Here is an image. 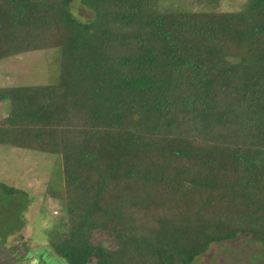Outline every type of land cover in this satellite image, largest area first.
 <instances>
[{
    "label": "trees",
    "instance_id": "obj_1",
    "mask_svg": "<svg viewBox=\"0 0 264 264\" xmlns=\"http://www.w3.org/2000/svg\"><path fill=\"white\" fill-rule=\"evenodd\" d=\"M73 1L0 0V60L61 52L55 83L0 86V144L59 159L54 250L67 264H194L239 234L264 245V119L249 142L226 121L264 109V0L221 12L79 0L84 21Z\"/></svg>",
    "mask_w": 264,
    "mask_h": 264
},
{
    "label": "rangeland",
    "instance_id": "obj_2",
    "mask_svg": "<svg viewBox=\"0 0 264 264\" xmlns=\"http://www.w3.org/2000/svg\"><path fill=\"white\" fill-rule=\"evenodd\" d=\"M160 10H239L245 0H151ZM71 12L80 21L93 12L74 0ZM61 52L55 47L32 49L0 60V86L43 85L55 83L60 70ZM180 89V88H179ZM176 89L183 94L184 89ZM187 93V91H186ZM0 101V117L8 110ZM185 113L190 105L184 104ZM87 116L88 113L84 112ZM184 113L179 112L182 117ZM238 116V118H236ZM264 109L253 106L245 112L235 110L227 127L238 139L251 141L259 129ZM226 127H218L216 133ZM257 128V129H256ZM0 183L17 187L24 194H8L0 189V264H67L52 247L63 230L62 201L65 192L56 154L0 144ZM194 264H264V245L250 234L213 242ZM87 264H96L95 257Z\"/></svg>",
    "mask_w": 264,
    "mask_h": 264
}]
</instances>
